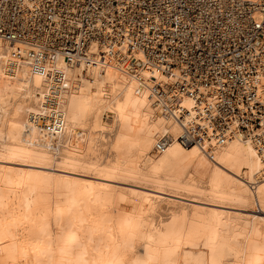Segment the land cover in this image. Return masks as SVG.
I'll list each match as a JSON object with an SVG mask.
<instances>
[{
	"label": "bare ground",
	"instance_id": "bare-ground-1",
	"mask_svg": "<svg viewBox=\"0 0 264 264\" xmlns=\"http://www.w3.org/2000/svg\"><path fill=\"white\" fill-rule=\"evenodd\" d=\"M14 47L0 37V264H264V121L218 125L205 86L177 91L178 67L125 40L39 64Z\"/></svg>",
	"mask_w": 264,
	"mask_h": 264
},
{
	"label": "built area",
	"instance_id": "built-area-1",
	"mask_svg": "<svg viewBox=\"0 0 264 264\" xmlns=\"http://www.w3.org/2000/svg\"><path fill=\"white\" fill-rule=\"evenodd\" d=\"M0 37L34 64L56 52L71 61L92 40H125L155 66L178 67L177 91L205 86L218 125L231 115L243 130L264 121V0H0Z\"/></svg>",
	"mask_w": 264,
	"mask_h": 264
},
{
	"label": "rangeland",
	"instance_id": "rangeland-1",
	"mask_svg": "<svg viewBox=\"0 0 264 264\" xmlns=\"http://www.w3.org/2000/svg\"><path fill=\"white\" fill-rule=\"evenodd\" d=\"M254 213H256V214H260V215H264V213H260L259 211H256V212H254Z\"/></svg>",
	"mask_w": 264,
	"mask_h": 264
}]
</instances>
